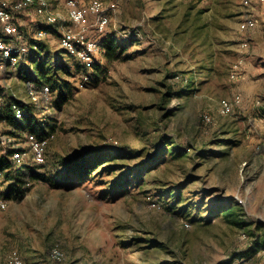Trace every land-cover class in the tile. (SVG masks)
<instances>
[{"label":"rangeland","instance_id":"rangeland-1","mask_svg":"<svg viewBox=\"0 0 264 264\" xmlns=\"http://www.w3.org/2000/svg\"><path fill=\"white\" fill-rule=\"evenodd\" d=\"M49 1L66 13V0ZM242 1L102 0L110 16L105 35L115 38L117 51L108 60L100 48L94 58L100 67L94 76L89 70L83 87L86 72L60 47L57 27L32 12L18 15L28 23L20 26L28 43L42 47L0 69V108L12 98L37 106V118L54 135L41 172L54 177L64 158L103 146L125 153L108 162L112 171L78 186L34 181L23 199H10L0 210V264H8L12 251L24 264H229L233 251L256 236L264 247V2L247 9ZM248 15L257 26L242 35L239 24ZM37 28L49 35L36 39ZM243 40L248 49L241 53ZM240 56L243 78L234 82L230 73ZM54 64L56 90L37 81L40 67L53 77ZM43 86L49 101L32 100L30 91ZM59 86L69 99L56 107ZM238 94L243 102L222 116L220 100ZM205 114L212 124L204 123ZM5 130L0 122V142ZM161 141L186 145L188 154L165 157L150 177L133 173ZM125 176V193L114 195L112 185ZM1 189L7 195L9 182ZM229 200L242 204L241 226L225 216ZM55 248L62 262L51 259Z\"/></svg>","mask_w":264,"mask_h":264},{"label":"built area","instance_id":"built-area-1","mask_svg":"<svg viewBox=\"0 0 264 264\" xmlns=\"http://www.w3.org/2000/svg\"><path fill=\"white\" fill-rule=\"evenodd\" d=\"M264 0H243V6L252 9L254 3ZM66 13L55 11L49 0H0V69L6 65L16 67L27 60L31 52V44L28 43L20 24L18 15L32 12L36 18H42L48 26H55L59 32V45L67 53L73 55L81 66L88 71L91 70L96 53L100 50L99 44L89 38L90 29L99 33L106 32L110 24L108 8L102 0H86L83 6L77 0H66ZM37 26V24H36ZM257 20L252 15L246 16L239 24V31L242 35L254 30ZM49 35L43 28H37L36 39H43ZM241 53L248 49V42L243 40L240 45ZM244 56H240L230 73V79L234 82L243 78ZM90 81V74L83 73L80 86L83 87ZM50 89L43 86L40 90L30 91L32 100L42 99L49 101ZM243 102L242 96L238 94L233 100L222 99L218 104V111L222 116L231 115L235 106ZM15 117L22 119L23 112L16 105L13 106ZM206 125L212 124V117L208 114L203 116ZM52 132L47 131L46 136L39 139L35 134L22 133L19 137L3 135L0 142L4 153L13 151L12 159L19 168L28 166L42 167L46 164V152L51 139ZM25 170V169H24ZM4 185L3 177L0 176V210L8 207L10 200L1 189ZM156 207L155 204H152ZM188 228L189 225H186ZM245 234L242 239H245ZM250 257L235 260V264H249ZM51 259L54 262H62L65 259L64 253L55 248L51 252ZM8 264H24L17 251H12L8 257Z\"/></svg>","mask_w":264,"mask_h":264},{"label":"trees","instance_id":"trees-1","mask_svg":"<svg viewBox=\"0 0 264 264\" xmlns=\"http://www.w3.org/2000/svg\"><path fill=\"white\" fill-rule=\"evenodd\" d=\"M45 30L48 32L46 28ZM92 33L89 32V38L99 44L100 48L104 51V56L106 59H111L113 56L112 54L117 51L115 38L110 35H105V32L99 33L97 30ZM30 44L31 52L42 47V44L36 41L31 42ZM55 67L56 68L55 71H53V77L45 76L46 74L43 67H40L38 69V83H41L44 79H46V81L52 85V89L56 90L58 88L56 70H58L60 66L56 64ZM99 67V62L94 61L91 68L93 70V76ZM82 68L84 67L82 66ZM84 70L86 73H89L87 69L84 68ZM67 73L70 74V72ZM39 79H42V81ZM192 85L193 80H191L187 85L182 84V87L178 92L179 97L183 98L187 91V87H191ZM59 87L60 93L54 102L56 107H61L69 99L68 94H64L61 91L62 87ZM14 105L20 108L23 112L21 120H18L15 117V112L13 110ZM0 109V122H3L6 126L4 135L19 137L22 133L28 132L35 134L39 139H41L46 136L47 131L52 132L46 121L37 118V116L40 114V111L38 110L37 106H33V104H26L20 100L12 98V101L9 103L5 102ZM166 143L167 142L161 141V148L155 154L150 155L146 162L136 167V170H134L133 173H141L146 171L147 177H150L152 175L151 172L163 167V164L166 161L165 157L169 156V161H173L180 155L182 156L188 154L186 145L178 146L174 143L166 145ZM170 146H173V148L171 151H168V147ZM124 151V149L117 148L115 146H103L82 154H78L72 158H64L61 162V171L54 177H51L45 172H41V169L46 168V164L42 167L28 166L26 168H19L12 159L13 151L9 150L6 153L3 152L0 154V176L3 177V183L9 182V193L7 194L8 199H23L28 192V185L34 181L46 182L57 188L65 185L67 188H70L73 186H78L81 182H85L86 179L92 175L95 176L98 173L102 174L104 171H112L113 167L107 165L108 162L118 160L119 156L125 153ZM201 154L204 158L208 157L206 151H202ZM58 179H60V183L58 182ZM128 183L129 179L127 176H125L123 180H119L117 183L112 185L113 194H124L126 190L125 187L128 185ZM222 208L227 209L225 216L229 219L230 223L237 226H241L243 224V222L239 221V217L243 215L244 211L242 204H239L236 200H229V202L225 203ZM258 242L259 239L256 236L249 247L240 250L239 252L233 251L231 257L234 259H232L229 264L235 260L253 256L262 248L264 249V247L258 246Z\"/></svg>","mask_w":264,"mask_h":264},{"label":"crops","instance_id":"crops-1","mask_svg":"<svg viewBox=\"0 0 264 264\" xmlns=\"http://www.w3.org/2000/svg\"><path fill=\"white\" fill-rule=\"evenodd\" d=\"M18 22L20 23V26H22V25H26L27 26L28 25V23H26V22L24 23V22H22V20H19V19H18ZM30 29H32V26H30L29 30ZM261 250L262 251L259 250L253 256H248V257H250L249 261H248L249 264H264V249L262 248ZM231 264H235V261L232 262Z\"/></svg>","mask_w":264,"mask_h":264}]
</instances>
